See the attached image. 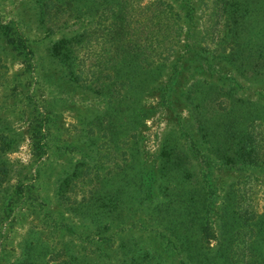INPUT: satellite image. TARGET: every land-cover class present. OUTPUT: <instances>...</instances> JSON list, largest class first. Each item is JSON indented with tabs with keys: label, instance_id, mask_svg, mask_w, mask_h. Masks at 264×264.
<instances>
[{
	"label": "rangeland",
	"instance_id": "374dc122",
	"mask_svg": "<svg viewBox=\"0 0 264 264\" xmlns=\"http://www.w3.org/2000/svg\"><path fill=\"white\" fill-rule=\"evenodd\" d=\"M225 1L121 3L125 38L152 66L142 81L136 72L124 93L119 70L111 66L118 52L103 38L108 20L99 12L87 16L51 0H0V143H7L0 150V264H16L22 255L29 264H60L80 257L79 251L91 264H119V196L112 194L122 174L130 181L138 171L145 186L143 193L128 189L121 195L133 204L121 210L127 224L144 221L167 198L157 189L165 183L170 188L168 181L177 177L197 184V196L209 194L210 213L242 185L244 205L264 211V82L248 67L239 74L236 62L216 56L227 51L220 47ZM244 22L248 31L233 30L232 43L263 39L258 28L264 10ZM186 30L192 33L188 40ZM55 42L69 49L71 72L52 58ZM200 48L208 64L194 55ZM212 92L214 102L202 108L200 98ZM224 106L255 150L241 161L242 170L217 156ZM171 162L179 173L168 180ZM95 196L115 205L98 220L90 217ZM74 201L91 202L72 209ZM147 239L151 245L155 236ZM98 250L105 254L96 256Z\"/></svg>",
	"mask_w": 264,
	"mask_h": 264
},
{
	"label": "trees",
	"instance_id": "16d2710c",
	"mask_svg": "<svg viewBox=\"0 0 264 264\" xmlns=\"http://www.w3.org/2000/svg\"><path fill=\"white\" fill-rule=\"evenodd\" d=\"M51 1L56 2L57 6H68L80 12L83 10V14L87 16H93L99 12V16L102 15L108 20L103 38L107 42L111 40V48L118 52V63L116 65L113 61L111 66L119 70V77L117 78H119L120 84L126 86L123 90L124 93L131 91L130 85L136 72L141 74V81L144 80V77L150 75L152 66L146 65L145 61L142 63L139 51L133 48L132 39L125 38L127 29H124L126 22L123 18L126 11L121 9L120 4H124L126 0ZM222 8L221 14L224 24L222 29L226 34V38L221 40L220 47L226 48L227 51L216 56L225 60L229 58L234 63L236 62L234 65L237 64L241 67L238 68L239 74L243 73L242 70L248 67L251 71H254L251 73L252 76L264 82V33L263 39H256L252 43L248 41V38H242L241 41L236 39V44L231 42V34L236 28L244 32L248 31V27L244 22L245 18H252L259 11L262 15L264 0H228L222 3ZM258 30L260 32L264 31V23H261ZM191 36L192 33L186 30L185 39L188 40ZM52 47L50 52L52 58L60 66L65 67L68 72H71L73 63L70 59L69 49L59 42H55ZM183 51H186V49H183ZM193 53L198 58H203L206 61L205 64L210 62L209 57L204 55L206 54L204 48L203 50L200 48V50ZM213 96L212 92L207 98L203 96L200 98L202 108L214 102L215 98ZM227 108L228 106L222 108L224 113L222 117L227 119L223 135H220L222 134L220 130L216 132V127L213 129V132L218 133L221 139L218 144H222V148L218 149L220 153H217V156L225 166L242 170L241 161L255 150L251 147L249 136L243 133V126H240L237 121H233L231 117L229 118L232 110L230 107L228 110ZM241 118L242 121H246L248 116H241ZM134 138L126 139L125 146L128 147L133 144ZM5 144L7 143H0V150L4 149ZM228 147L230 151L225 153L224 150ZM123 153L128 154L126 150ZM131 158L132 160L128 159L125 162V168L132 166L134 159ZM238 162H240V165H238ZM262 163H264L263 160ZM168 164L173 169L170 177H168L169 180L172 175H178L179 172L174 170L178 168L175 163ZM2 171H4V168L0 167V172ZM1 176H4V173H0V184L3 180ZM121 176L122 183L115 186L112 194L114 197L119 196V231L122 232L116 246V249H119V257H122L119 264H264V211L256 214L250 207L244 205L247 191L244 190L243 185L235 189V194L229 195L230 198L226 199V204L218 208L216 213H210V200L207 192L202 193V196H197V184L182 183L178 177L171 179L168 181L171 184L170 188L165 183L157 189L161 192L166 190L167 198L157 203L153 212L144 214V218H142L144 221L136 219L127 224L121 210H129L133 204L122 200L121 195H128L130 193L128 189L143 193V187L145 186L141 183V176L138 171L130 177V181L125 180L123 174ZM94 188L99 191L100 185H94ZM226 196L228 197V193ZM91 201L92 204L94 201L98 202L96 211L91 210L92 215L90 217L95 220H98L100 216L105 217L102 214H106L115 207V205H109V200L105 197L103 199L96 196L91 197ZM85 205L75 201L71 202V206L74 207L72 209L85 208ZM67 229L69 230L70 227H67ZM147 234L155 236L151 245L148 242ZM79 252L80 257L76 254L70 255V258L62 260L60 264L92 263L91 258H85L84 254L81 251ZM101 254L105 253H102L101 250L95 253L96 256ZM27 260H23L22 255V258L16 264H29Z\"/></svg>",
	"mask_w": 264,
	"mask_h": 264
}]
</instances>
